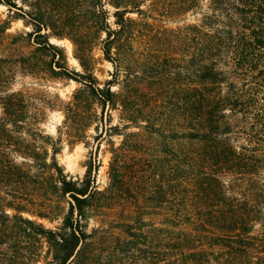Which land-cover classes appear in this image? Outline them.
Returning <instances> with one entry per match:
<instances>
[{
  "label": "trees",
  "instance_id": "16d2710c",
  "mask_svg": "<svg viewBox=\"0 0 264 264\" xmlns=\"http://www.w3.org/2000/svg\"><path fill=\"white\" fill-rule=\"evenodd\" d=\"M86 15L82 31L31 15L44 70L80 86L55 140L11 88L27 58L0 57V264H264V0H89ZM90 32L113 67L102 84ZM51 38L72 43L82 73ZM90 127L96 144L73 179L60 141L89 146ZM102 141L101 190L92 175ZM58 218L55 230L37 222Z\"/></svg>",
  "mask_w": 264,
  "mask_h": 264
},
{
  "label": "rangeland",
  "instance_id": "374dc122",
  "mask_svg": "<svg viewBox=\"0 0 264 264\" xmlns=\"http://www.w3.org/2000/svg\"><path fill=\"white\" fill-rule=\"evenodd\" d=\"M18 8H8L4 4H0V20H9V28L0 36V57L11 58L13 61H19L22 58H27L26 62L31 66L28 68L29 73L22 69L23 63H17L13 66L14 81L11 88L14 91H22L28 96L33 107L41 110L42 124L41 128L46 135L51 136L54 140L58 134V128L62 126L64 119L62 110L65 104L71 101L74 92L80 86L72 80H67L60 77L59 74H51L44 70L49 59L44 55L36 54L34 51L36 45L34 43L35 34L32 14L38 12L44 22L53 24L55 28L61 27L62 24L68 25L70 28H77L82 31L90 27L89 15H86V8L89 0H12ZM105 10L112 14L113 9L106 5ZM31 13V14H30ZM22 15V17H18ZM109 21H112L110 18ZM174 27V25H169ZM42 31L41 33H48ZM31 33V36L29 34ZM34 34V35H33ZM104 35H101L103 38ZM89 52V68L97 81L102 84L109 80L110 74L113 72L112 65L103 59L100 50V43L96 36L90 32L88 39ZM50 44H54L63 50L66 57V68L69 71L82 73L83 70L75 58L74 47L68 39L57 40L51 38ZM137 52H141L142 44H134ZM176 57V54H172ZM26 68V67H24ZM53 70L58 73L59 69L53 67ZM117 123V116L112 114V125ZM95 131L92 127L86 131V142L89 146H84L83 143L68 145L63 138L60 141L61 150L57 155L59 164L63 167L64 172L73 179H81L85 173V162L89 158L90 146H95L93 137ZM115 146L121 141L118 137L112 138ZM109 145L105 141L100 143V147L96 150L98 171L93 172L95 184L102 190L107 186V172L110 154L108 152ZM95 152V151H94ZM64 207V205H63ZM46 228L55 230L59 227L61 219L54 221L37 220ZM97 219H91L88 224V230L98 226Z\"/></svg>",
  "mask_w": 264,
  "mask_h": 264
}]
</instances>
